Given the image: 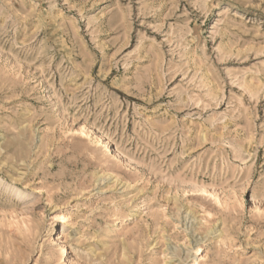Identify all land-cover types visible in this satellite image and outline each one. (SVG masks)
<instances>
[{
    "label": "rangeland",
    "instance_id": "374dc122",
    "mask_svg": "<svg viewBox=\"0 0 264 264\" xmlns=\"http://www.w3.org/2000/svg\"><path fill=\"white\" fill-rule=\"evenodd\" d=\"M0 264H264V0H0Z\"/></svg>",
    "mask_w": 264,
    "mask_h": 264
},
{
    "label": "bare ground",
    "instance_id": "6f19581e",
    "mask_svg": "<svg viewBox=\"0 0 264 264\" xmlns=\"http://www.w3.org/2000/svg\"><path fill=\"white\" fill-rule=\"evenodd\" d=\"M59 219H62L63 221L66 219V216H60ZM66 253V247H64L63 254Z\"/></svg>",
    "mask_w": 264,
    "mask_h": 264
}]
</instances>
